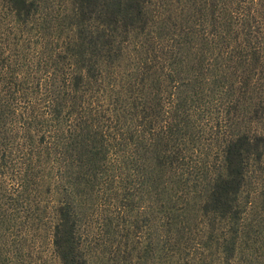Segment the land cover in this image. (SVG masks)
<instances>
[{"label": "trees", "instance_id": "1", "mask_svg": "<svg viewBox=\"0 0 264 264\" xmlns=\"http://www.w3.org/2000/svg\"><path fill=\"white\" fill-rule=\"evenodd\" d=\"M167 4L0 0V264H263L264 0Z\"/></svg>", "mask_w": 264, "mask_h": 264}, {"label": "rangeland", "instance_id": "2", "mask_svg": "<svg viewBox=\"0 0 264 264\" xmlns=\"http://www.w3.org/2000/svg\"><path fill=\"white\" fill-rule=\"evenodd\" d=\"M167 3H171L172 0H164ZM184 1L180 3L183 4ZM187 3V2H186ZM167 4V5H169ZM176 3L170 5L171 9L176 7ZM190 6H193L192 4ZM194 7V6H193ZM172 13L173 17L175 16L176 12ZM183 17V16H182ZM181 18V17H180ZM256 128L262 129L264 132V124L259 123L255 124ZM248 191H249V204L247 206V210L245 215L248 216V225H246V233L243 238V247L240 253V259H244V256H251L253 259H257L258 263L264 264V155L262 157L261 162L257 163L250 174L249 182H248ZM93 225L88 227L89 229L86 231V241L88 243H92L93 248H99L100 250L104 247V241L102 238H98L93 231ZM98 234H100L96 228ZM85 232V231H84ZM116 236V235H115ZM119 239L121 235H118ZM40 246V255L43 256V259L47 262H50L51 259H54L51 256V249L48 241L44 240ZM37 243V245H40ZM118 244V240L115 238V241L110 242L108 245L109 247H113L114 245ZM127 245L124 244L123 250H126ZM99 251V250H97ZM136 255V252L135 254ZM133 255V256H134ZM100 257V256H99ZM92 264H151L150 259H90ZM148 262V263H147Z\"/></svg>", "mask_w": 264, "mask_h": 264}]
</instances>
